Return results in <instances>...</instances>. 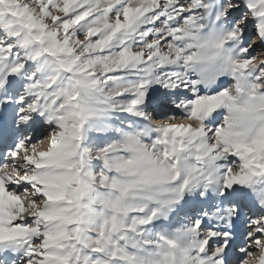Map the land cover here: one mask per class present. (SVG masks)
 <instances>
[{
    "label": "snow or ice",
    "instance_id": "obj_1",
    "mask_svg": "<svg viewBox=\"0 0 264 264\" xmlns=\"http://www.w3.org/2000/svg\"><path fill=\"white\" fill-rule=\"evenodd\" d=\"M0 264H264V0H0Z\"/></svg>",
    "mask_w": 264,
    "mask_h": 264
}]
</instances>
